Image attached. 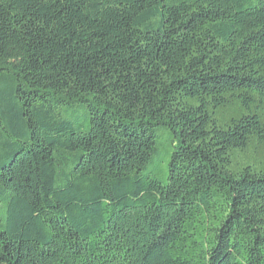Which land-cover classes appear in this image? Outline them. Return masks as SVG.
Instances as JSON below:
<instances>
[{
    "label": "trees",
    "instance_id": "obj_1",
    "mask_svg": "<svg viewBox=\"0 0 264 264\" xmlns=\"http://www.w3.org/2000/svg\"><path fill=\"white\" fill-rule=\"evenodd\" d=\"M0 264H264V0H0Z\"/></svg>",
    "mask_w": 264,
    "mask_h": 264
},
{
    "label": "rangeland",
    "instance_id": "obj_2",
    "mask_svg": "<svg viewBox=\"0 0 264 264\" xmlns=\"http://www.w3.org/2000/svg\"><path fill=\"white\" fill-rule=\"evenodd\" d=\"M161 134H162V136H163V140H165L166 138L169 137V134H168L167 131H165V132H161Z\"/></svg>",
    "mask_w": 264,
    "mask_h": 264
}]
</instances>
